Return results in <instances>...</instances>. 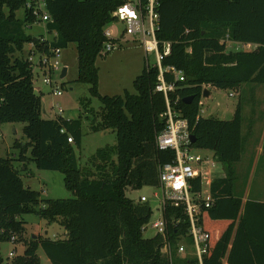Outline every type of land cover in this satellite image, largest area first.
I'll use <instances>...</instances> for the list:
<instances>
[{"label":"trees","instance_id":"1","mask_svg":"<svg viewBox=\"0 0 264 264\" xmlns=\"http://www.w3.org/2000/svg\"><path fill=\"white\" fill-rule=\"evenodd\" d=\"M26 1L0 0V132L4 123H24L22 132L29 142H13L20 148L19 157L24 159L29 148L28 159L35 167L61 172L73 197L40 198L37 190L25 185L14 159L0 153V216L12 218L5 225L17 231L23 221L14 222V216L34 213L66 230L59 238L31 235L29 247L11 264H40L38 247L51 264H195L193 257L177 254L181 236L191 241L182 208L168 205L163 213L172 245L170 261L161 251L163 237H144L141 231L151 217L150 204L125 194L127 188L157 186L159 165L172 161L174 155L171 150L158 149L155 141L165 127L164 97L154 91L155 67L144 65L134 79V93L125 90L123 95L108 96L98 91L95 61L102 54V27L120 0H46L50 16L46 29L56 33L46 40L41 34L26 32L33 21L24 8ZM160 1L157 38L171 43L163 63L175 65L185 76L175 82L170 101L196 137L192 146L211 150L224 171L222 175L216 172L211 182L214 203L202 207L200 222L209 233L203 263L264 264V202L243 201L235 185L236 164L244 151L241 105L230 119L200 115L204 85L237 90L244 83L264 84V0ZM21 8L24 15L18 18L16 11ZM226 34L231 40L255 46L227 49L220 43ZM30 42L39 56L51 55V49H64L70 43L76 46L77 80L88 84L90 94L101 103L90 129L116 133L114 146L99 148L92 155L94 171L77 162L80 116L43 115L41 92L33 86L32 63L21 55ZM191 95L190 102L183 101ZM85 103L80 101L84 111ZM69 136L73 143L67 141ZM179 217V227H173L172 219ZM3 235L9 237L7 232Z\"/></svg>","mask_w":264,"mask_h":264},{"label":"rangeland","instance_id":"2","mask_svg":"<svg viewBox=\"0 0 264 264\" xmlns=\"http://www.w3.org/2000/svg\"><path fill=\"white\" fill-rule=\"evenodd\" d=\"M24 15L23 8L16 11V16L22 18ZM112 29L115 33H118L122 28L120 23H111L108 27ZM26 32L33 35H38L43 33V29L36 24H31L26 26ZM47 38L51 39L52 34L44 33ZM234 49V48H232ZM32 50L30 49L29 43L25 44L21 55L23 57L30 56ZM39 55L35 53L32 55L33 68V86L36 92H41V102L43 115L47 117H56L57 108L59 105L62 108L61 116L64 119H75L80 116L82 121V136L80 147H75V154L77 157V162L79 165H88L94 171V167L91 165L90 161L92 155L99 148L106 146H114L116 144V133L113 130H101L93 131L90 129L89 123L93 117L96 116V111L99 110L101 103L98 96L90 94L88 90V84L79 82L77 80L78 74V63H77V50L74 43H70L66 48L60 50L58 58L51 57L50 63L55 60L59 62V69H52L51 79L52 84H46L43 82L45 76L44 70L40 66L35 65L38 61ZM28 59V58H27ZM150 65H154L155 59L154 55L148 57ZM146 63L145 52L143 48L134 42L122 43L121 45L115 47L112 51L102 52L96 58L95 65L98 72L97 87L101 95H123L125 90L131 93L135 92L134 79L139 75ZM66 67V74L60 77L62 68ZM48 72L46 73V75ZM260 93L258 96L264 99V84L259 85ZM204 88L210 91L207 97L201 96L200 101V115L203 117H215L219 119H230L233 115V110L240 103L242 108V134L244 135V146H247V139L245 136L246 123L249 117L253 115V112H258V96H253V93L247 94V91H243L242 95H238L235 91L231 89H219L204 85ZM262 87V88H261ZM57 88L61 94H53V89ZM258 89V90H259ZM235 92V95H230L229 93ZM86 101L85 107L87 112L83 110L80 105V101ZM262 104L264 100H261ZM90 111V112H89ZM264 111L262 115L264 116ZM94 115V116H93ZM24 123L21 122H9L4 123L1 126V138H0V153L5 155L7 158H12L13 165L20 172L23 177L25 185L30 186L39 192L40 198L42 199H68L73 197L72 192L65 187L64 175L57 170H43L35 167V164L31 162L28 157L30 156V149H26L25 158L19 157L20 148L13 146L15 140L20 141V143L26 144L29 142L28 138L24 136L22 132V127ZM256 133L258 135L250 136L248 142L257 146L258 140H263L264 143V124L256 128ZM253 134V131H252ZM73 143V142H72ZM262 144V143H261ZM251 150L255 151L254 160V170L263 171L262 177L264 178V152L257 148V151L251 147ZM192 151L194 153L200 154L202 157H213V152L205 148L193 147ZM251 153V151H248ZM263 155L262 157H260ZM261 159L262 163L257 165ZM246 163L249 165L250 160L246 150L242 153L241 160L236 164L239 180L236 182V187L241 189L242 180L245 178L241 172H243ZM23 164L25 167H23ZM250 166H252L250 164ZM253 169V166L251 167ZM216 172L219 175L224 173L221 164H217ZM251 169V170H252ZM214 172V174L216 173ZM259 173V172H258ZM253 175V174H252ZM255 175V172H254ZM252 176L254 179L249 181L250 184L247 186L251 190V195L255 196L256 189H264V179L262 182L255 179L258 176ZM251 174H250V178ZM251 180V179H250ZM154 192L160 194V191L155 189L153 185H143L139 189L127 188L125 194L131 199H139V196L145 195L149 199V203L152 207V214L147 223L146 229L143 231L144 237H152L155 234V230L151 228V223L158 217V201L159 197L154 196ZM10 215L0 216V264H11L12 260L19 254L29 247L30 237L34 235L35 239L42 238L43 235H48L50 237L56 236L57 238L63 236V228L58 222H48L34 213H27L22 216H14V222L23 221L22 228L15 231L13 226H6L7 223H11ZM7 232L9 237H4V233ZM187 253L191 255L193 248L188 243L184 241ZM13 252V255L10 253ZM37 254L39 256L40 264H51L43 250L38 247ZM163 253V251H162Z\"/></svg>","mask_w":264,"mask_h":264},{"label":"built area","instance_id":"3","mask_svg":"<svg viewBox=\"0 0 264 264\" xmlns=\"http://www.w3.org/2000/svg\"><path fill=\"white\" fill-rule=\"evenodd\" d=\"M160 4V0H120V4L112 10L110 19L102 27V36L104 37L102 52L112 51L122 43L134 42L139 44L145 52V65L157 69L154 91L161 93L164 97L165 111L162 117L165 127L156 134L155 141L158 149L171 150L174 157L172 161L158 167V185L153 187L160 191V194L154 192V196L159 197V215L150 226L155 230V234L163 237L161 251L171 261L172 245L168 237V222L163 213L168 205L176 208L181 207L188 223L186 233L191 239L189 244L193 251L191 255L187 253L184 245L185 239L181 236L177 254L181 257H193L195 264H204L203 259L208 247L209 233L203 230L200 220L202 207H210L214 203L210 187L218 163L214 156L202 157L192 151L193 146L190 141L192 132L188 121L182 117L170 101V93L175 89V82L183 81L185 76L184 72L175 65L163 63L165 57L171 52V43L157 38L160 24ZM46 6V0H27L24 4L26 11L33 17L30 25L36 24L43 29L42 40L48 39L44 33L56 36L55 32L46 29V24L50 21ZM113 22L122 25L118 33L108 28ZM220 43L224 44L227 49L234 48L232 50H248L255 46L249 42L231 40L227 34L220 39ZM29 46L32 52L27 58L32 63V55L35 54L33 43L30 42ZM61 49L56 47L51 49V55H40L35 64L44 70L43 82L46 84H52L51 70L59 69L58 60L50 63V58H58ZM150 55H154V65L149 64L148 57ZM32 66L34 68L33 63ZM166 75H169L170 78L168 79ZM53 94L60 95L61 92L55 88ZM232 94L230 93V95ZM56 108L57 116H61L62 108L59 105H56ZM67 141L72 143L74 140L72 136H69ZM194 180H198V183H195ZM139 200L149 203V199L145 195L139 196ZM180 222V217L173 218L171 224L173 227H179ZM147 223L141 226L142 232L146 229ZM53 237L57 238L55 235ZM10 255H13V252Z\"/></svg>","mask_w":264,"mask_h":264},{"label":"crops","instance_id":"4","mask_svg":"<svg viewBox=\"0 0 264 264\" xmlns=\"http://www.w3.org/2000/svg\"><path fill=\"white\" fill-rule=\"evenodd\" d=\"M259 85H263V84H256V83H244L240 86V88H238L235 92L238 94V95H242L243 91H247V94L249 93H253V96H258V93H260V89H259ZM262 88V87H261ZM259 89V90H258ZM233 92V95H235V92ZM231 93V92H230ZM229 93V94H230ZM259 101V105H258V112L254 111L253 112V115L251 117L248 118L247 120V123H246V128H245V136H246V139H247V146L245 148L244 146V151L246 150L248 156H249V160H250V164L253 166V169L251 168L252 166H250V164L248 165L246 163V166L244 167V170L243 172H241V174L245 177L243 180H242V184H241V189H239L240 193H242L241 195L243 196V201L247 200V199H253V200H256L258 202H264V189L262 188H257L256 189V193H255V196H252L251 195V190H249V187L247 186L249 183V181H252L254 178L252 177L254 175V172H255V175L254 176H258L256 177L255 179L257 180H260L262 182V180L264 179L262 177V174H263V171H255L254 170V165H253V161L254 159V156L255 154V151L251 150V147L257 151V148L260 150V151H263L264 152V143L262 142L263 140L259 139L258 140V144L257 146L254 145V144H250L248 141L250 139H248L250 136L253 137V135H258L256 133V128L258 126H261L262 124H264V116L262 115V111H264V101H263V104L261 103L262 101L261 100H264V99H261L259 96H258V99ZM201 101V100H200ZM236 109V108H235ZM235 109L233 111H235ZM264 113V112H263ZM234 114V112H233ZM233 116V115H232ZM242 125H243V120H242ZM252 131H253V134H252ZM262 143V144H261ZM251 151V153H249L248 151ZM243 151V152H244ZM257 156V154H256ZM263 155H261L260 157H262ZM255 161V160H254ZM261 162V159L259 161V163L257 164L259 166V164L261 165L262 163ZM252 169V170H251ZM238 171V170H237ZM239 172V171H238ZM238 172H237V180H239V176H238ZM250 174H251V177H250ZM253 174V175H252ZM236 180V182H237ZM238 192V191H237ZM63 233L66 234V230L63 229ZM223 264H226V260L223 261Z\"/></svg>","mask_w":264,"mask_h":264},{"label":"water","instance_id":"5","mask_svg":"<svg viewBox=\"0 0 264 264\" xmlns=\"http://www.w3.org/2000/svg\"><path fill=\"white\" fill-rule=\"evenodd\" d=\"M66 70H67L66 67H63V68H62V71H61V75H60V77L65 76V74H66ZM209 93H210V91H209L208 89L204 88V89H203L202 96L207 97V96L209 95ZM192 98H193V96L191 95V96L185 97V98L183 99V101H185V102L188 103V102H190V100H191ZM190 141H191L192 144L196 142V137H195V135H194L193 133L190 135ZM33 237H34V235H33Z\"/></svg>","mask_w":264,"mask_h":264}]
</instances>
